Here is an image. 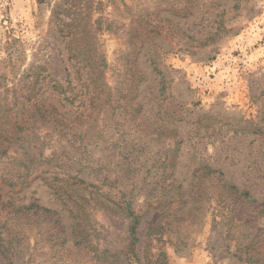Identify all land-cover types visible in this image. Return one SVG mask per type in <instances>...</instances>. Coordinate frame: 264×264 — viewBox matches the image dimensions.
<instances>
[{
	"label": "rangeland",
	"instance_id": "1",
	"mask_svg": "<svg viewBox=\"0 0 264 264\" xmlns=\"http://www.w3.org/2000/svg\"><path fill=\"white\" fill-rule=\"evenodd\" d=\"M89 54L101 75L84 100L51 94ZM37 102L75 114L41 122ZM80 179L99 188L82 196L88 240L61 247L80 204L51 187ZM97 192L139 216L130 251L131 220ZM11 198L60 217L19 221L0 264H264V0H0L6 229Z\"/></svg>",
	"mask_w": 264,
	"mask_h": 264
},
{
	"label": "trees",
	"instance_id": "2",
	"mask_svg": "<svg viewBox=\"0 0 264 264\" xmlns=\"http://www.w3.org/2000/svg\"><path fill=\"white\" fill-rule=\"evenodd\" d=\"M80 42H82V38L81 39L79 38V46L77 47L78 54L81 53V51L79 50L80 49L79 47L81 46ZM73 59L69 58L67 59V61ZM101 65H102V61H100V59L96 58L94 55L89 54L83 57H80L79 55H75L74 62L70 63V65H68V67H66L65 69V71L67 72L66 79L64 81L65 86L59 82L54 83L51 86V94L55 93L56 96L63 95V98L71 104L78 99V96H80V101H83L84 99L81 100V95L78 94H86V92L89 91L87 90L88 87L95 85L98 82L99 80L98 78L101 75V72L99 71V66ZM78 86H79V90H76V87ZM39 92L40 91H37V93ZM92 98H94V96ZM33 107L35 108L34 114L39 116L41 122L51 123L52 120L55 119V122L53 123L55 124L56 122L62 123L65 119L66 114L68 115L75 114V112H71L67 107L63 105H61V108L65 107V111L62 113H58L57 108L52 104H48L47 106L44 105L39 106L37 102L33 104ZM45 107L48 108L44 109ZM54 116H56V118ZM66 120L69 121V119ZM26 128H27L26 125L25 127L19 125L18 127V129L20 130H24V129L26 130ZM24 151H27V149H25ZM24 153L26 154V152ZM25 163L27 164L26 168L28 169L29 161H25ZM77 183L78 185L71 184L69 188L67 187L68 185H66L65 187H58V188L51 187L54 194L58 196L59 200H61V204L63 206H66L65 204L66 200L74 201L75 204H80L77 205V207H74L73 205L68 210L70 217L73 219V222L71 224V228H72L71 233L70 232L69 234L65 233L63 231L64 228L63 225H60V229L56 232L57 238L60 237L59 245L61 247H63L70 239L74 240L75 246L81 245L88 240L87 231L85 229V226L81 222L84 212V207L82 206V204L85 202L82 196L84 192H88L89 194H91V192L87 190L89 186L94 187L96 190L99 188L93 186L91 183H85L82 179L78 180ZM79 185L80 186L84 185V188L82 187L83 189H81ZM229 189L234 190V192H238L239 190L234 185H231ZM242 194L247 195L248 192L243 191ZM96 195L97 198L94 201V203L96 206H99L98 208H102L103 210H108L113 213L118 211L115 214H121L125 218L131 220L128 229L129 231L128 237L131 240L128 245V251H130L133 248L135 242L137 241V238H135V234H136L135 231L139 223V216L136 215L132 210L130 202L123 201L122 203H117L114 202V200L111 201L110 199L113 198L111 197V195H109V193L108 194L102 193V196L99 197V194L97 192ZM108 196H110V198ZM101 199L106 200L108 203L106 204L105 201H102ZM11 200H13V198H11L10 201H8L7 203H3L2 206H4V204L7 205L6 210H8L7 211L8 221L10 220L15 221L14 228L8 227L6 229L5 223L4 225H0V257L4 260H9L10 263L17 258L18 256L17 253L21 251L19 244L22 241L21 238L19 237L21 236L22 233L19 230H17L15 227L18 226L17 223L19 221H22L25 218L33 219L37 217L39 218V217H50V216H52L53 218L60 217L57 211H52L51 209L42 207L39 204H36L35 201H31L27 204H17L15 203V201H11ZM68 206H70V204H67V207ZM77 210H80V212L78 213ZM105 253L107 252H102L101 255Z\"/></svg>",
	"mask_w": 264,
	"mask_h": 264
}]
</instances>
